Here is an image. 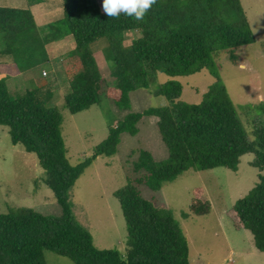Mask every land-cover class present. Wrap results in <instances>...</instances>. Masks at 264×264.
<instances>
[{
  "label": "trees",
  "instance_id": "1",
  "mask_svg": "<svg viewBox=\"0 0 264 264\" xmlns=\"http://www.w3.org/2000/svg\"><path fill=\"white\" fill-rule=\"evenodd\" d=\"M102 0H63L64 20L76 49L62 58L71 86L66 107L72 115L100 105L106 94L121 111L131 110V93L151 90L159 74L190 77L209 71L216 79L201 104L180 99L184 87L170 82L154 94L170 105L144 113H132L109 127L107 139L92 157L78 166L68 159L63 137L64 118L54 106V91L47 86L28 89L11 98L5 81L0 82V126L9 128L13 145L36 154L46 174V183L62 209L60 218L43 216L21 208L0 215V264H46L45 251L70 259L74 264H191L188 239L173 212L149 201L141 188L160 192L189 170L198 172L225 168L237 173L250 154L252 166L264 172V128L250 142L230 93L220 78V55L228 51L234 65L238 50L256 43L241 0H156L142 20L121 13L108 17ZM61 24V23H60ZM59 26V25H58ZM141 38L125 47V33ZM0 38L8 65L0 72L14 78L50 64V42L29 10L0 8ZM107 40L113 51L112 86L102 76L92 46ZM146 117L158 119V130L169 158L158 162L145 150L134 165V179L115 193L128 230L126 256L117 250L96 247L92 233L76 218L73 190L100 157H114L122 136L140 134ZM231 214L236 227L249 230L256 248L264 253V175ZM213 206L203 188L194 190L191 214L207 216ZM191 214L184 213L189 219Z\"/></svg>",
  "mask_w": 264,
  "mask_h": 264
},
{
  "label": "rangeland",
  "instance_id": "2",
  "mask_svg": "<svg viewBox=\"0 0 264 264\" xmlns=\"http://www.w3.org/2000/svg\"><path fill=\"white\" fill-rule=\"evenodd\" d=\"M241 3L256 43L238 50L239 65L231 62L228 51L220 55L218 62L220 78L230 93L250 142L255 143L257 130L264 128V0H241ZM58 25L55 26L58 34L49 44L60 47L57 46L56 51L52 49L50 64L26 75L33 80L32 88L47 86L54 89L53 102L64 118L63 137L73 166L93 156L96 148L107 139L110 126L132 113L170 105L166 98L154 94L158 87L179 82L184 87L180 101L198 105L216 82L209 71L190 77L159 74L151 90L131 93V110L128 112H121L103 94L100 105L72 115L65 103L71 86L62 67V58L74 51L76 45L68 26ZM139 38V32H126L125 47L130 48ZM91 48L102 76L110 85L116 86L112 77L114 60L110 44L102 40ZM44 70L50 73L49 77H43ZM9 93L13 100L19 95L11 88ZM157 124V118H144L139 125L140 134L135 137L123 135L117 155L100 157L73 190L77 221L92 233L96 247L101 250L127 254L129 235L115 193L128 184L129 178L136 177L134 165L141 150L150 152L158 162L169 158ZM255 160L253 154L245 156L237 173L225 168L204 172L189 170L176 181L165 184L160 192L140 189L145 199L165 205L173 212L188 239L191 264H264V253L256 248L252 233L243 227L237 228L231 214L236 204L260 182L259 176L264 175L252 166ZM196 188H203L212 203V212L207 216L191 214ZM21 208L33 209L46 217L62 216V209L46 183V174L37 155L28 153L22 145H13L9 128L0 126V215ZM184 213L191 214L190 218L184 219ZM44 255L46 264H74L54 252L45 251Z\"/></svg>",
  "mask_w": 264,
  "mask_h": 264
},
{
  "label": "crops",
  "instance_id": "3",
  "mask_svg": "<svg viewBox=\"0 0 264 264\" xmlns=\"http://www.w3.org/2000/svg\"><path fill=\"white\" fill-rule=\"evenodd\" d=\"M0 8L31 11L40 28L41 34L49 40L58 34L55 26L64 20L63 0H0ZM57 46L60 47L59 44H48L47 49L50 58L53 53L52 49L56 51ZM1 50L2 46H0V65L2 63L8 65L10 58L4 56L5 51ZM45 72L48 74L47 76L44 75ZM26 74L24 73L14 78H9L6 74L0 72V82L5 81L8 89L11 88L15 93L22 94L28 89H34L31 87L33 80H30ZM42 75L43 77H49L50 73L44 70ZM51 89L54 91L53 88Z\"/></svg>",
  "mask_w": 264,
  "mask_h": 264
},
{
  "label": "clouds",
  "instance_id": "4",
  "mask_svg": "<svg viewBox=\"0 0 264 264\" xmlns=\"http://www.w3.org/2000/svg\"><path fill=\"white\" fill-rule=\"evenodd\" d=\"M155 2L156 0H102L101 11L108 17H118L123 13L139 21Z\"/></svg>",
  "mask_w": 264,
  "mask_h": 264
},
{
  "label": "built area",
  "instance_id": "5",
  "mask_svg": "<svg viewBox=\"0 0 264 264\" xmlns=\"http://www.w3.org/2000/svg\"><path fill=\"white\" fill-rule=\"evenodd\" d=\"M44 75H45V76L47 75L46 72L44 73Z\"/></svg>",
  "mask_w": 264,
  "mask_h": 264
}]
</instances>
